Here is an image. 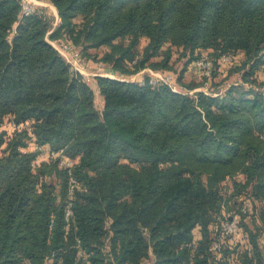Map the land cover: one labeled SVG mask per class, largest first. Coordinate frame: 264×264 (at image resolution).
I'll use <instances>...</instances> for the list:
<instances>
[{
    "label": "trees",
    "instance_id": "1",
    "mask_svg": "<svg viewBox=\"0 0 264 264\" xmlns=\"http://www.w3.org/2000/svg\"><path fill=\"white\" fill-rule=\"evenodd\" d=\"M44 1L57 24L0 0V264H264V0ZM47 38L117 76L94 77L100 107ZM147 68L186 91L130 79Z\"/></svg>",
    "mask_w": 264,
    "mask_h": 264
},
{
    "label": "built area",
    "instance_id": "2",
    "mask_svg": "<svg viewBox=\"0 0 264 264\" xmlns=\"http://www.w3.org/2000/svg\"><path fill=\"white\" fill-rule=\"evenodd\" d=\"M46 2L44 0H19L20 4V15L21 17L28 16L32 14L36 8H40L46 6ZM52 30L48 31L47 35L51 33ZM48 42L58 51V53L64 58V60L69 64L74 72L79 73L83 76H105L109 78H116L110 73H92L89 71L90 66L87 63H82L80 61V53L79 51L71 44L65 43L64 41H58L54 39H48ZM222 60L227 62L230 60V56L224 55L222 56ZM196 66L202 70V74L207 78L210 77L212 72V62L207 58V56L203 55L195 62ZM100 67L101 64H98ZM148 70L149 74V83L150 84H164L170 87L173 91H180L177 89L176 85L173 82L172 76L170 74H163L160 71H152ZM87 71V72H86ZM141 73V72H139ZM143 83V82H142ZM7 127L9 132H21L23 130H31L30 124L28 122L25 123H15L12 120L7 122ZM28 150H35L38 152L37 159H49V160H57L59 167L70 169L73 160L68 158L65 153L61 150L53 151L48 146H39L36 143L32 144L28 147ZM74 180L70 179L71 189L74 185ZM241 211H245L244 208H241ZM71 215V210L69 207L66 209L65 218H69ZM239 212L237 210L225 213V218H221L218 225L215 228V240L212 243L211 250L216 253L217 256H223L221 253V243L225 239H232L239 232ZM225 260V259H224ZM226 262V260H225ZM185 264V263H178ZM208 264H215L214 262H209ZM224 264V263H223ZM226 264H238L236 261H232Z\"/></svg>",
    "mask_w": 264,
    "mask_h": 264
},
{
    "label": "rangeland",
    "instance_id": "3",
    "mask_svg": "<svg viewBox=\"0 0 264 264\" xmlns=\"http://www.w3.org/2000/svg\"><path fill=\"white\" fill-rule=\"evenodd\" d=\"M46 3H48V2H46ZM49 4V3H48ZM42 8H46V9H48V12L51 14V15H53V14H55L54 12H57L56 11V9H55V7L52 5L51 6V4H49V5H46V6H43ZM58 15V14H57ZM54 16V15H53ZM54 21H55V18H54ZM101 51H99V53H100ZM175 53H174V56H173V60H176V58H177V55H178V53H177V51H174ZM183 62H184V59H181V60H176L175 61V67H176V70H177V73L179 72V70L182 68V65H183ZM98 64H101V66L99 67L98 66ZM87 65L88 66H90V68H89V71L90 72H92V73H109L108 72V70H107V67L104 65L103 66V64L102 63H100V62H97V61H92L91 63H87ZM148 69V68H147ZM200 70V69H199ZM153 71V70H152ZM87 72V71H86ZM141 73H138L139 75L138 76H136V75H133L132 77H130V79L131 80H136L137 78H139V77H141V76H145V75H147V74H149V72H148V70H146L145 71V69L144 70H142V71H140ZM154 72H156V71H154ZM200 72L202 73V70H200ZM111 74V73H110ZM163 74H165V73H163ZM170 75H171V73H169ZM113 76H115V77H117L116 75H114V74H112ZM83 78L85 79V81L88 83V84H90L91 83V85H92V82H91V79L92 78H94V76H83ZM238 75H233L232 76V80H234V81H236V80H238ZM173 79V78H172ZM141 80V79H140ZM192 80V79H191ZM175 85H176V87H177V89L178 90H181V91H183L184 89H182L178 84H176L175 83ZM247 86V85H246ZM204 89V87H200V88H195V90H193V91H191L190 93H193L194 91H198V90H203ZM184 91H186V90H184ZM101 98L99 97V94H98V92H97V90L95 89V104H96V106L97 107H100V105H101ZM227 184V183H226ZM225 184V185H226ZM226 208H228V207H226ZM238 209V207H236V206H233V205H231L229 208H228V210L229 211H226V213L227 212H231V211H235V210H237ZM199 236V234L196 232V237H198ZM259 243H260V246H261V248H262V250H263V252H264V235L260 238V240H259Z\"/></svg>",
    "mask_w": 264,
    "mask_h": 264
},
{
    "label": "crops",
    "instance_id": "4",
    "mask_svg": "<svg viewBox=\"0 0 264 264\" xmlns=\"http://www.w3.org/2000/svg\"><path fill=\"white\" fill-rule=\"evenodd\" d=\"M46 5H49L48 3H45ZM52 6V5H51ZM55 14H53L54 15V18H55V24H57V22L59 21V19H58V15H57V12H54ZM95 77V76H94ZM91 82H92V85H91V83L89 84L91 87H92V89L94 90V93H95V89L97 90V92H98V94H99V91H98V87H97V85H96V83H95V79L94 78H92L91 79ZM100 97V96H99ZM101 98V97H100Z\"/></svg>",
    "mask_w": 264,
    "mask_h": 264
}]
</instances>
